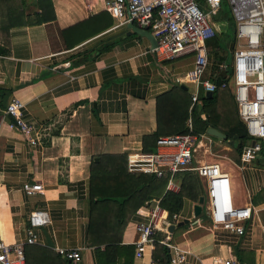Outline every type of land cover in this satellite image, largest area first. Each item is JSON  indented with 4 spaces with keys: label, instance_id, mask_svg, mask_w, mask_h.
Instances as JSON below:
<instances>
[{
    "label": "crops",
    "instance_id": "crops-1",
    "mask_svg": "<svg viewBox=\"0 0 264 264\" xmlns=\"http://www.w3.org/2000/svg\"><path fill=\"white\" fill-rule=\"evenodd\" d=\"M50 3L53 19L0 29V239L5 243L22 240L28 214L42 210L47 222L34 229L35 243L23 245V264H71L56 249L72 248L79 253L76 264H98L96 253L103 245H90L87 235L89 161H96L98 154L141 151V137L155 129V96L174 82L188 91L187 84L174 77L190 66L191 58L157 60L144 36L126 24L111 27L101 10L102 0ZM33 12H38L33 0H25L22 13ZM101 13L109 25L66 48L62 31L81 22L87 30L97 21L102 23L103 19L91 20ZM83 28L73 31L83 33ZM98 42L107 48L81 59L83 50ZM225 88L236 108L231 87ZM13 97L22 104L21 118L35 131V143L8 126L10 116L4 107ZM197 140L201 153L191 157V165L218 163L229 176L233 204L248 205L249 216L242 222L240 235L212 227L205 212L204 182L191 171L202 196L182 199L176 214L188 222L174 225L167 241L184 252L180 264H212L213 257L230 258L232 264H264V158L255 155L241 162L233 140L229 144L230 139L205 131L194 143ZM173 178L177 188L169 191L175 192L179 179ZM23 183H39L41 192L27 195ZM198 197H202L200 213L192 218ZM154 200L137 207L141 214L134 211L129 217L120 244L132 245L135 225L146 222L144 208ZM162 237L157 231L156 238ZM152 249L146 248L140 258L132 253L131 264H168L167 260L155 262Z\"/></svg>",
    "mask_w": 264,
    "mask_h": 264
},
{
    "label": "built area",
    "instance_id": "built-area-1",
    "mask_svg": "<svg viewBox=\"0 0 264 264\" xmlns=\"http://www.w3.org/2000/svg\"><path fill=\"white\" fill-rule=\"evenodd\" d=\"M233 20L234 44L228 51V62L217 64L218 73L223 72L225 81L218 85L203 79L208 65V51L205 41L213 36L211 14L219 8L220 0H102L101 10L110 20L111 27L133 24L146 29L154 40L150 50L159 61L190 56V66L174 81L190 84L188 111L198 105L199 95L212 92L217 86L230 85L236 114L244 127L248 142L238 153L241 162H247L255 155L264 158V0H225ZM22 104L11 98L4 107L10 116L8 126L18 130L30 143H35L33 127L20 114ZM187 132L159 136L155 139L153 151H134L125 155L128 173L166 175L165 190L177 188L173 176L180 171H193L204 182L205 212L212 227L242 234V222L248 218V205L236 206L231 199L228 174L218 163H202L191 166V148L197 136L190 132L189 118ZM27 195L41 192L39 183H23ZM140 208L135 212L140 213ZM146 222L135 225L133 257L140 258L146 248L154 242L165 246L168 264L184 261V252L168 242L169 225L181 220L178 214H168L158 205V200L144 208ZM47 222L46 213L32 210L27 217L25 237L17 242L5 243L0 239V264H23L22 247L35 243L34 229ZM159 231L163 237L158 240ZM71 264L79 260L77 249H56ZM212 264H232V259L213 257Z\"/></svg>",
    "mask_w": 264,
    "mask_h": 264
},
{
    "label": "trees",
    "instance_id": "trees-1",
    "mask_svg": "<svg viewBox=\"0 0 264 264\" xmlns=\"http://www.w3.org/2000/svg\"><path fill=\"white\" fill-rule=\"evenodd\" d=\"M24 1L0 0V29L39 24L53 19L50 0H33L38 12L29 15L22 13ZM222 2L226 3V1L220 0L218 8L220 16L214 19L216 29L211 39L205 41V45L207 47L213 45L215 48L219 46L218 48L226 52L234 44L233 20L229 9L222 12ZM92 19H103V21L102 23L95 22L87 30L83 28L84 22L69 27L67 31L71 32L70 35L66 33V29L62 31L66 48L93 36L109 25L103 13ZM79 26L84 29L83 33L73 31ZM106 48L104 43L98 42L91 49L83 50L80 57L82 59L92 53L98 54ZM217 52L216 49L212 52L214 63L211 69L212 76L209 79L216 85L222 80L225 81V78L217 71V64L221 61L226 62L225 55H218ZM199 100L200 106L195 105L188 111L189 92L175 82L167 91L156 95L154 98L155 129L149 135L141 137V151H153L155 139L159 136L186 133L185 122L189 118L190 132L193 135L199 136L207 127H212L225 134L227 139L233 140L234 148L239 152L241 146L247 142V136L237 119L236 108L231 105L229 89L217 86L209 97L200 96ZM149 141L150 145H148ZM95 157L97 160L93 161L91 158L88 165L87 235L90 245H103L102 251L96 250L98 264H115V262L131 264L133 246L120 244V237L126 221L138 206L146 205L152 198L157 199L158 205L170 216L179 212L184 197L202 196L197 176L191 171L183 170L175 174L179 182L177 191L173 192L164 189L166 175L155 177L153 174L128 173L125 168V154H98ZM201 216H203L202 213ZM152 251V258L157 259L155 262L164 263L166 261L165 246L154 242Z\"/></svg>",
    "mask_w": 264,
    "mask_h": 264
},
{
    "label": "water",
    "instance_id": "water-1",
    "mask_svg": "<svg viewBox=\"0 0 264 264\" xmlns=\"http://www.w3.org/2000/svg\"><path fill=\"white\" fill-rule=\"evenodd\" d=\"M126 26L135 34L140 35V36H144L149 43V51L152 49V47L154 46V40L152 38V36L150 35V33L148 31H146L145 29H141V28H137L135 27L133 24L131 23H127ZM149 51L146 52V56H149ZM220 75L222 77H224V73L220 72ZM182 88H184L183 85H181ZM210 92H205V96H210ZM205 133L208 135H211L213 137L222 139V140H226V136L224 134H222L221 132H219L218 130L212 128V127H207L205 129ZM228 143L231 144L232 141L228 140ZM202 202V197H198L197 202L192 206V218H195L199 215L200 213V203ZM188 222V219L183 218L180 221H178L175 226H180L182 224H185ZM174 226L173 225H169L167 227V231L171 232L173 230Z\"/></svg>",
    "mask_w": 264,
    "mask_h": 264
},
{
    "label": "rangeland",
    "instance_id": "rangeland-1",
    "mask_svg": "<svg viewBox=\"0 0 264 264\" xmlns=\"http://www.w3.org/2000/svg\"><path fill=\"white\" fill-rule=\"evenodd\" d=\"M221 9H222V12L224 13V12H226V11H228V6H227V4L226 3H223L222 2V5H221ZM221 12V13H222ZM220 16V13H219V11L218 10H216L214 13H212L211 14V25H212V27H213V29L215 30L216 29V23H215V21H214V19H216L217 17H219ZM211 39V38H210ZM210 39H208V40H210ZM213 46V45H212ZM212 46H209V47H207V51H208V65L206 66V69H205V71H204V73L202 74V78L203 79H206V78H208V79H210V77H211V75L209 74V72L211 71V69H212V64L214 63L213 62V60H212V52L216 49L218 52H217V54L218 55H225V57H226V62H228L229 61V59H230V55H229V52L228 53H226V52H224V51H222V49L221 48H218V47H212ZM215 46H216V44H215ZM187 86H188V91L190 92V91H192L193 90V87L190 85V84H187ZM230 86V85H229ZM226 87H228V86H226ZM199 102H200V100H199ZM198 105H200V103L198 104ZM188 108V107H187ZM201 148H200V144H199V140H197L195 143H194V145H193V148H192V153H191V157H192V159H196L197 158V156L198 155H200V153H201V150H200ZM191 166H193V165H191ZM195 166V165H194ZM137 174V173H136Z\"/></svg>",
    "mask_w": 264,
    "mask_h": 264
}]
</instances>
